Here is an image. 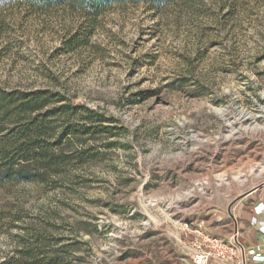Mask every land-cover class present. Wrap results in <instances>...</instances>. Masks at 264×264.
Instances as JSON below:
<instances>
[{"label": "rangeland", "instance_id": "374dc122", "mask_svg": "<svg viewBox=\"0 0 264 264\" xmlns=\"http://www.w3.org/2000/svg\"><path fill=\"white\" fill-rule=\"evenodd\" d=\"M0 89L68 106L45 138L61 165L0 189L17 218L0 231V264H35L19 254L31 243L40 264H193L197 232L213 234L199 218L230 181L264 172V0L97 18L0 0ZM87 109L102 125L60 144Z\"/></svg>", "mask_w": 264, "mask_h": 264}, {"label": "trees", "instance_id": "16d2710c", "mask_svg": "<svg viewBox=\"0 0 264 264\" xmlns=\"http://www.w3.org/2000/svg\"><path fill=\"white\" fill-rule=\"evenodd\" d=\"M27 4L38 10H49L68 6L84 11L88 16L97 18L116 5L147 4L152 10H162L177 0H13ZM63 99L49 90H36L22 93L6 92L0 89V189L17 182L35 183L41 180L55 166L61 165V157L45 144L46 136L54 124L58 109L67 113V104L60 108L54 105ZM86 122L65 129L59 136V143L71 141L75 135H89L96 124L103 120L94 110L87 109ZM106 131L110 128L105 127ZM107 133V132H106ZM110 133V132H108ZM34 163H40L36 171L30 169ZM41 169V170H40ZM35 170V169H34ZM14 206L8 201L0 200V231L6 230L16 221L13 216ZM39 239V238H38ZM40 240L37 241L39 243ZM36 243V242H35ZM28 244L19 254L24 259H34L40 264V245L34 248ZM38 249V250H37ZM13 258L3 264H13Z\"/></svg>", "mask_w": 264, "mask_h": 264}, {"label": "crops", "instance_id": "0c3cea01", "mask_svg": "<svg viewBox=\"0 0 264 264\" xmlns=\"http://www.w3.org/2000/svg\"><path fill=\"white\" fill-rule=\"evenodd\" d=\"M259 204L264 205V172L255 182L230 181L214 201L213 210L199 218V224L225 240H231L237 233L246 247L256 248L264 255V234L253 223L254 219L263 220V216L255 214Z\"/></svg>", "mask_w": 264, "mask_h": 264}, {"label": "built area", "instance_id": "2783aa9c", "mask_svg": "<svg viewBox=\"0 0 264 264\" xmlns=\"http://www.w3.org/2000/svg\"><path fill=\"white\" fill-rule=\"evenodd\" d=\"M255 214L263 220L254 219L259 232L264 234V205L255 207ZM197 241L191 247L193 264H264V255L256 248L246 247L236 233L231 240L200 231Z\"/></svg>", "mask_w": 264, "mask_h": 264}]
</instances>
